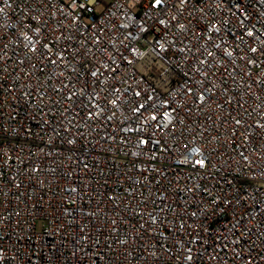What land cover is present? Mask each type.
Listing matches in <instances>:
<instances>
[{
	"label": "built area",
	"instance_id": "1",
	"mask_svg": "<svg viewBox=\"0 0 264 264\" xmlns=\"http://www.w3.org/2000/svg\"><path fill=\"white\" fill-rule=\"evenodd\" d=\"M154 3L0 0V264H264V0Z\"/></svg>",
	"mask_w": 264,
	"mask_h": 264
},
{
	"label": "snow or ice",
	"instance_id": "2",
	"mask_svg": "<svg viewBox=\"0 0 264 264\" xmlns=\"http://www.w3.org/2000/svg\"><path fill=\"white\" fill-rule=\"evenodd\" d=\"M162 0H155V3L153 4V7L159 6L161 4ZM2 11V9H0ZM155 119V117H153Z\"/></svg>",
	"mask_w": 264,
	"mask_h": 264
}]
</instances>
